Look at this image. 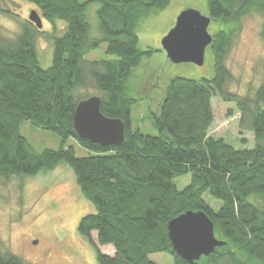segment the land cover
Returning <instances> with one entry per match:
<instances>
[{
  "label": "trees",
  "instance_id": "16d2710c",
  "mask_svg": "<svg viewBox=\"0 0 264 264\" xmlns=\"http://www.w3.org/2000/svg\"><path fill=\"white\" fill-rule=\"evenodd\" d=\"M18 1L33 6L50 25L51 64L43 68L37 56L41 29L4 11L19 29L12 38L0 36V178L36 177L61 163L69 167L94 208L80 219L77 232L95 249L97 264H156L149 256L157 253L170 255L172 264H188L174 253L167 230L188 211L203 212L223 243L192 264H264V81L252 94H232L226 91L231 75L225 63L243 19L260 16L264 43V0ZM93 4L97 38L91 37L87 17ZM176 4L204 9L214 24L204 56L213 75L172 77L165 89L159 87L146 116L157 135H146L132 127L131 112L144 99L136 69L154 50L141 49L137 33L142 23ZM56 22L64 25L60 33L54 31ZM102 44L114 59H86ZM90 89L101 100V113L124 124L120 145L100 147L77 137L74 112L91 97ZM216 96L235 106L237 128L252 134L253 146L241 140L236 147L208 135ZM25 123L56 135L60 147L35 152L20 133ZM69 140L93 155L76 156L66 146ZM186 175L190 183L179 190L173 181ZM206 196L221 203L217 211ZM92 233L99 247L114 249L113 256L98 251ZM0 264L25 263L0 249Z\"/></svg>",
  "mask_w": 264,
  "mask_h": 264
},
{
  "label": "rangeland",
  "instance_id": "374dc122",
  "mask_svg": "<svg viewBox=\"0 0 264 264\" xmlns=\"http://www.w3.org/2000/svg\"><path fill=\"white\" fill-rule=\"evenodd\" d=\"M187 8L207 14L200 7L176 4L142 23L137 33L140 48L154 50L149 57L142 59L141 67L136 69V75L142 77L140 96L144 99L132 107L131 119L132 127L142 134L157 135L146 116L159 95V87L165 89L172 77L200 80L213 75L207 61L202 67L193 64L174 65L167 60L162 50L161 40L173 27L178 14ZM97 9L98 6L93 4L87 10L92 38L98 36ZM6 10L27 20L34 7L18 0H0V36L12 38L18 33L19 26L14 17L3 13ZM261 22L260 16L251 15L240 22L234 34L225 58L231 75L226 91L232 94H252L264 81V43L259 37ZM41 23V33L36 37L35 46L41 66L46 68L51 64V43L46 33L51 32V27L43 18ZM63 26L61 22H56L54 31L60 33ZM213 27L214 24H210L208 31ZM105 49V44L100 45L86 59H114L105 54ZM87 94L94 96L96 91L90 89ZM211 104L214 122L208 135L223 138L236 147H240L241 140H244L245 146H251L252 134H241L237 128L239 114L235 106L224 103L217 96ZM229 112L231 116H228ZM20 133L35 152L57 150L60 147L61 142L56 135L29 123L21 126ZM66 146H72L78 157L93 155L73 140H69ZM173 182L179 190H183L190 183V175L176 178ZM208 198L206 196L205 200L210 205L214 202L216 205L213 207L217 211L221 203ZM93 212V206L80 193L72 170L63 163L53 171L36 177L0 178V249L17 256L25 264H97L95 249L82 240L77 232L80 219ZM91 241L101 254L114 255L111 246L97 245L96 233L91 234ZM149 259L156 264H172L171 256L165 253L152 254Z\"/></svg>",
  "mask_w": 264,
  "mask_h": 264
},
{
  "label": "water",
  "instance_id": "95a60500",
  "mask_svg": "<svg viewBox=\"0 0 264 264\" xmlns=\"http://www.w3.org/2000/svg\"><path fill=\"white\" fill-rule=\"evenodd\" d=\"M28 20L37 29L42 28L36 12L31 11ZM210 24V18L196 9L181 11L161 40L167 60L174 65L202 67L206 49L212 42L208 31ZM100 105L101 100L97 96L79 102L72 120L73 129L80 140L100 147L118 146L124 140V124L118 119L105 117ZM167 230L174 253L188 264L209 256L223 245L215 238L213 224L203 212L188 211L171 220Z\"/></svg>",
  "mask_w": 264,
  "mask_h": 264
}]
</instances>
